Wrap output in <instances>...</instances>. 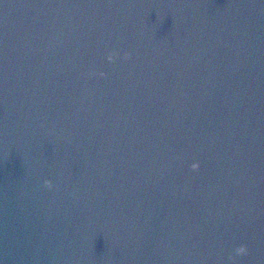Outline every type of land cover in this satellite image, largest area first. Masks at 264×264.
Wrapping results in <instances>:
<instances>
[{"label": "water", "instance_id": "obj_1", "mask_svg": "<svg viewBox=\"0 0 264 264\" xmlns=\"http://www.w3.org/2000/svg\"><path fill=\"white\" fill-rule=\"evenodd\" d=\"M0 264H221L195 0H0Z\"/></svg>", "mask_w": 264, "mask_h": 264}, {"label": "clouds", "instance_id": "obj_2", "mask_svg": "<svg viewBox=\"0 0 264 264\" xmlns=\"http://www.w3.org/2000/svg\"><path fill=\"white\" fill-rule=\"evenodd\" d=\"M238 251H240V252H243V251H244V249H243V248H241V249H239Z\"/></svg>", "mask_w": 264, "mask_h": 264}]
</instances>
